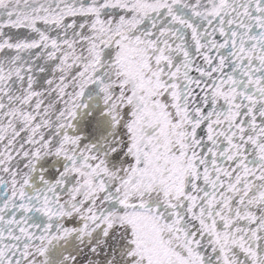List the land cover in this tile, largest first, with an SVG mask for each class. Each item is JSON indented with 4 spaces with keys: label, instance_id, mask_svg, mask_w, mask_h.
<instances>
[{
    "label": "snow or ice",
    "instance_id": "1",
    "mask_svg": "<svg viewBox=\"0 0 264 264\" xmlns=\"http://www.w3.org/2000/svg\"><path fill=\"white\" fill-rule=\"evenodd\" d=\"M0 264H264V0H0Z\"/></svg>",
    "mask_w": 264,
    "mask_h": 264
}]
</instances>
